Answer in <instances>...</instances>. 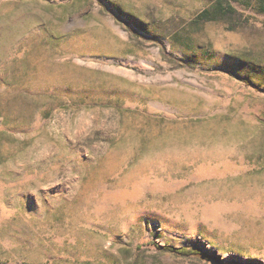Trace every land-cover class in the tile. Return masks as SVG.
Wrapping results in <instances>:
<instances>
[{
    "label": "rangeland",
    "instance_id": "1",
    "mask_svg": "<svg viewBox=\"0 0 264 264\" xmlns=\"http://www.w3.org/2000/svg\"><path fill=\"white\" fill-rule=\"evenodd\" d=\"M264 264V0H0V264Z\"/></svg>",
    "mask_w": 264,
    "mask_h": 264
},
{
    "label": "trees",
    "instance_id": "2",
    "mask_svg": "<svg viewBox=\"0 0 264 264\" xmlns=\"http://www.w3.org/2000/svg\"><path fill=\"white\" fill-rule=\"evenodd\" d=\"M157 249L163 250L169 253H173L175 255H180V256H195L201 259H206V260H213L215 264H242L236 261L229 262V263H223L218 260L217 257H210L206 253L202 252L198 248H192V247H173V246H160L157 243H152Z\"/></svg>",
    "mask_w": 264,
    "mask_h": 264
}]
</instances>
